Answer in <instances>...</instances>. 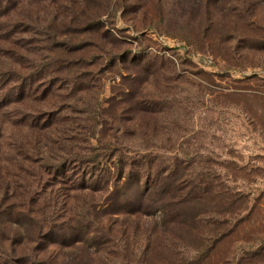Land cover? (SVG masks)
I'll use <instances>...</instances> for the list:
<instances>
[{
	"label": "rangeland",
	"instance_id": "rangeland-1",
	"mask_svg": "<svg viewBox=\"0 0 264 264\" xmlns=\"http://www.w3.org/2000/svg\"><path fill=\"white\" fill-rule=\"evenodd\" d=\"M36 64L21 103L0 89V196L42 195L40 223L0 213V264H264V0H0V72ZM23 111L41 117L15 124ZM68 144L199 162L234 206L176 205L196 227L110 208L92 243L63 226L79 192L45 169Z\"/></svg>",
	"mask_w": 264,
	"mask_h": 264
},
{
	"label": "trees",
	"instance_id": "trees-1",
	"mask_svg": "<svg viewBox=\"0 0 264 264\" xmlns=\"http://www.w3.org/2000/svg\"><path fill=\"white\" fill-rule=\"evenodd\" d=\"M42 69H44L43 65L36 64L35 69L26 73H17L13 70L0 72L1 90L7 82L11 80L15 82L2 93L1 99L5 97L8 101L4 106L11 102L21 103L31 91L40 86L45 74ZM21 115L15 124L27 125L29 120L38 121L41 117L40 114H29L26 111L21 112ZM44 128L45 126L39 128L42 132H36L35 136L45 137ZM71 146L70 144L65 145L64 147L68 149L64 148L63 154L59 155L57 160L51 161L49 157L44 158L45 169L50 178L63 184L64 189L69 188L79 192V195L75 196L77 204L75 208L71 207L72 214L64 220L63 226L70 228L81 225L80 229L94 227L96 230L92 232V243L97 244L98 240H95L97 238L101 239L100 243L108 241L107 236L110 233L108 229L105 230L101 226L99 221L103 218L101 215L107 214L110 208L127 213L140 212L145 215L158 211L163 222H178V224L187 222L196 227L193 223L201 218L200 212L187 218V209L182 211L183 207L176 205L200 204L203 199H208L212 202L213 208L218 207L216 210L218 213L222 205H230L224 213L232 211L230 209L234 206L231 194L221 193L213 188L219 186V182H215L216 178H206L204 174L193 171L200 166L199 162L177 158L161 161L149 150L131 152L129 147L123 146L103 147L98 149L100 152L86 145L83 148H75V150ZM177 171L180 172L179 175ZM129 187L134 191L133 194L130 196L123 194V190ZM31 193L27 187L18 192L12 189L9 195L4 188L0 196V213H8L7 209L11 210L14 205L23 210L14 211L16 220L14 222L10 220L11 223L23 225L28 221L38 226L39 215L32 216L31 212L41 211L38 199L42 198V195L32 193L30 196ZM33 196L37 200L32 201ZM119 196L122 198L119 199ZM120 200L128 206L119 207ZM32 203L35 205L33 208L30 206ZM106 203L109 204L103 208ZM97 206L100 207L97 208ZM180 213L184 216L181 217ZM0 232L5 233L2 224H0ZM215 241L217 240L215 239L213 243Z\"/></svg>",
	"mask_w": 264,
	"mask_h": 264
}]
</instances>
